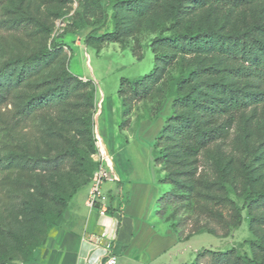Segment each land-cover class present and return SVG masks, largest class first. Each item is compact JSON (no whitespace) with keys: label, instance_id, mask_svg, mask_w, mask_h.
<instances>
[{"label":"rangeland","instance_id":"rangeland-1","mask_svg":"<svg viewBox=\"0 0 264 264\" xmlns=\"http://www.w3.org/2000/svg\"><path fill=\"white\" fill-rule=\"evenodd\" d=\"M120 1L0 0V23L4 25L0 30V68L10 60L26 58L51 46L59 52L33 78L16 85L11 97L0 106V257L5 258L6 264L23 263L32 245L43 244L50 228L46 223L49 218L58 222L60 227L83 228L85 222L77 215V210L82 202L87 201L86 193L95 171L96 151L92 153L91 144H95L94 137L97 136L100 106L104 103V110L109 108L111 111L121 103L122 113L118 96L121 79L136 80L154 69L153 46L157 39L206 29L229 35L245 30L254 20L264 22V0L256 1L249 9L227 8L222 13L206 6L185 19L172 15L178 0H166L161 13L144 18H138L135 12L120 10L116 5ZM146 3L144 0V5ZM115 13L127 25L132 23L135 26L134 33L121 43L100 45L99 52L86 45L89 34L101 37L114 31ZM157 49L160 56H170L171 63L165 67L162 80L150 97L128 106L132 125L129 130L120 132L125 137L134 136L137 141L130 140L131 146L122 159L128 160L131 152L137 153L134 145H139L140 140L149 148L146 159H150V174L165 193L171 188L159 184L163 174L155 165L154 142L165 118L172 113L178 79L213 68L219 74L210 79H197L190 87L199 83H221L254 94L264 93V87L256 88L254 81L248 78H228L225 70L237 66L225 63L214 51L182 55L170 53L162 47ZM135 54L143 59L138 60ZM65 70L84 82L92 81L96 89L92 111L87 108L82 93L60 98L55 92L56 86L52 83ZM189 90L187 87L183 94ZM204 91L207 92L205 88ZM39 98L47 99L49 106L24 118L22 111ZM87 117H91V130L85 125ZM75 149L82 155L83 166L74 159L60 171L48 173L26 169L19 162L24 158L53 159ZM111 157L117 168L121 156ZM142 157L143 154L139 156L137 153V157L129 158L128 163L140 167L144 165ZM198 177L204 182L216 183L212 193L233 199L240 208H243L250 191L264 190V104L252 105L237 114L228 139L214 143L202 153ZM71 194L66 206H60L54 200L55 196L68 198ZM60 212L63 217L58 216ZM242 214L245 220L228 238L200 234L189 241H181L172 251L176 253L174 264H192L198 252L204 249H235L237 255L252 257L247 243L264 239V212L258 214L262 225L255 232L250 230L247 211ZM170 217V213L162 219L157 217L158 225L171 227ZM35 252L32 251L31 255L34 253V256ZM260 259H264V254Z\"/></svg>","mask_w":264,"mask_h":264},{"label":"trees","instance_id":"trees-1","mask_svg":"<svg viewBox=\"0 0 264 264\" xmlns=\"http://www.w3.org/2000/svg\"><path fill=\"white\" fill-rule=\"evenodd\" d=\"M104 1L106 0H101ZM146 1L144 5V0H122L116 5L120 10L135 12L138 18L158 14L164 10L166 0ZM256 1L259 0H178L172 15L175 18H189L206 6L214 8L217 13H222L227 8L244 10L249 9ZM113 18L115 22L113 32L101 37H95L91 33L86 37L85 44L96 48L99 52L100 45L121 43L134 33L135 26L132 23L130 25L124 23L117 13ZM3 26L0 23V30ZM157 47L182 55L200 53L204 50L214 51L225 63L237 66L225 70L228 78L233 80L248 78L254 81L256 88L264 87V22L262 20H254L245 30L229 35L206 29L159 38L153 46L154 69L136 80L121 79L118 91L123 107V120L119 127L121 132L129 130L132 125L128 106L134 101L148 99L162 80L165 67L171 63V57L160 56ZM58 54V49L51 46L26 58L5 63L0 68V106L11 97L16 85L33 78L44 64H49ZM135 57L138 60L143 59L138 54H135ZM217 74H219L218 70L208 68L178 79V91L172 104V113L165 119V124L154 144L155 165L163 174L159 183L171 188L158 199L156 217L162 219L170 213L171 217L168 221L172 222V229L183 242L200 234H210L220 239L228 238L245 220L242 214L244 210L247 211V220L252 232L262 225L258 214L264 212V190L250 191L244 199L243 208H240L233 199L212 193L215 191L216 183L204 182L198 177L202 153L214 143L228 139L237 114L252 105L264 104L263 92L249 93L236 88L235 85L221 83L200 85L199 83L190 87L197 79H210ZM52 84L56 86L55 92L60 98L82 93L87 108L90 111L94 109L96 89L92 81L84 82L71 71L65 70L54 79ZM187 87L190 90L187 94H183ZM203 88L207 92L203 93ZM44 98L35 99L27 105L22 111L24 118L27 119L37 112L46 110L49 103ZM85 125L91 130V117L86 118ZM94 141L95 147L91 144V151L97 153L95 137ZM24 159L19 162L23 163L26 169L48 173L60 171L74 159L80 162V166L84 165L82 155L76 149L53 159ZM94 167L96 171L98 167L96 161ZM93 175L94 173L92 177ZM71 197L72 194L68 198L58 195L54 200L58 205L66 206ZM58 216L63 217V213H58ZM46 223L50 224V228L44 241L52 228L60 227L52 218L47 219ZM247 244L250 246L252 257L237 255L235 249L228 251L204 249L192 264H205L206 260L207 264H264V259H260L264 254V239L249 241ZM41 246L39 243L32 245L29 253L25 254L26 259L23 263L33 262ZM122 250L125 251L126 247ZM32 251H36L34 256V253L31 255ZM30 255L33 257H29ZM0 264H6L5 258L0 257Z\"/></svg>","mask_w":264,"mask_h":264},{"label":"crops","instance_id":"crops-1","mask_svg":"<svg viewBox=\"0 0 264 264\" xmlns=\"http://www.w3.org/2000/svg\"><path fill=\"white\" fill-rule=\"evenodd\" d=\"M103 104L97 118V134L109 154L121 156L119 166L114 167L119 182L104 185L107 212L91 209L87 201L82 202L77 215L85 222L83 228H52L35 260L21 264H108L111 257L116 258V264H174L176 253L172 251L181 241L172 227H160L157 223V201L163 188L150 174V159H146L149 148L140 140L139 145H134L138 155L143 154L144 165L140 167L128 163L129 158L137 157L136 152H131L128 160L122 159L131 146L130 140H136L134 136L125 137L119 130L121 103L111 111L109 108L105 111ZM164 124L165 121L159 133ZM88 196L89 188L85 199Z\"/></svg>","mask_w":264,"mask_h":264},{"label":"built area","instance_id":"built-area-1","mask_svg":"<svg viewBox=\"0 0 264 264\" xmlns=\"http://www.w3.org/2000/svg\"><path fill=\"white\" fill-rule=\"evenodd\" d=\"M96 148L97 153L94 156L95 161L98 163V167L94 172L89 187V196L87 199V205L91 209H100L103 213L107 212L104 201L106 200L104 193V185L108 182L117 183L119 178L114 171V165L111 155L108 152L107 147L101 138L96 136ZM108 264H116V258L111 257Z\"/></svg>","mask_w":264,"mask_h":264}]
</instances>
